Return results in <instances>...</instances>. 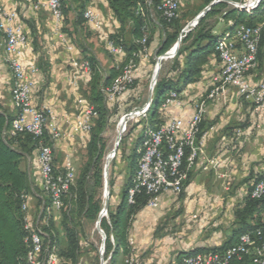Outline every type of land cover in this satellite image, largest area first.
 <instances>
[{
	"label": "crops",
	"instance_id": "crops-1",
	"mask_svg": "<svg viewBox=\"0 0 264 264\" xmlns=\"http://www.w3.org/2000/svg\"><path fill=\"white\" fill-rule=\"evenodd\" d=\"M37 2L0 0V7L16 12L17 22L23 27L27 46L20 55V61L39 69V73L33 76V104L51 110L58 129L64 134L63 139L52 143L55 166L62 169L66 156H70L77 175V172L81 173L80 155L90 141V135L73 133L78 114L77 98L90 102L96 83L104 79L110 70L122 69L128 60L127 53H108L107 36L123 34L128 43L135 41L130 34L131 25H122L117 20L107 0H89L87 4V9L99 15L100 30H95L87 22L82 28L76 27V16L71 13L63 22L64 40L56 35L50 11L36 8ZM179 4V24L184 25L206 7V0H179ZM229 26L225 23L223 30H213V33L220 36L231 30ZM165 35V28L153 13L148 23L149 51L146 56H138L135 80L142 81L150 70L151 60L158 57L157 52ZM242 51L237 45L236 52ZM5 58L3 35L0 33V112L15 117L16 110L11 99L13 76ZM86 58L93 60L96 72L80 73L76 79L77 87H74L73 62ZM221 71L222 63L213 51L198 79L179 93L182 107L170 108L166 118L176 115L184 122L190 120L192 102L207 96L213 87V79ZM248 80L251 83L264 80V38L258 67L248 74ZM201 129L205 136L203 157L205 161L216 160L218 165L213 167L204 161L207 169H193L189 183L179 197L164 193L160 196L158 208L145 207L135 217L129 240L132 241L133 255L141 264H180L181 258L188 252L222 247L233 235L236 211L242 209L248 193L264 174V109L256 110L251 102L238 94L236 88L230 87L224 96L207 101ZM33 146L24 136L16 143L20 150H29L24 153L20 168L32 185V192L27 198L30 221L35 220L43 206H48L37 162L38 152ZM127 179L126 170L123 182L114 188L113 209L121 201ZM59 212L52 211L49 216L50 219L53 217L55 227L62 224ZM258 218L264 223V210ZM250 223L253 224V221ZM209 226L215 229L211 230Z\"/></svg>",
	"mask_w": 264,
	"mask_h": 264
},
{
	"label": "built area",
	"instance_id": "built-area-1",
	"mask_svg": "<svg viewBox=\"0 0 264 264\" xmlns=\"http://www.w3.org/2000/svg\"><path fill=\"white\" fill-rule=\"evenodd\" d=\"M226 3L230 8L249 15L262 7L264 11V0H233ZM147 5H151L150 0L147 1ZM36 8L50 11L56 35L64 40L60 0H38ZM156 10L168 22L176 20L180 17L179 0H162ZM84 18L95 30L101 29L99 15L92 10L87 9ZM0 33L3 35L5 60L13 76L11 99L16 115L11 123L10 134L30 135L35 140L43 190L49 200V205L43 206L34 221H30L28 216L26 218L25 230L29 233L31 247L28 260L31 264H60L56 248L50 250L46 247L43 227L47 226L52 211H62L65 208L64 199L75 185L76 169L70 156H66L62 169H57L55 166L52 143L63 139L64 134L58 129L51 110L38 108L32 102L33 76L39 73V69L33 65H24L20 61V55L27 46V39L23 27L17 22L16 12L0 7ZM263 36L264 19L256 26L241 24L218 36L214 51L222 63V71L213 79V87L207 96L192 102L191 119L184 122L180 117L170 115L161 127L145 126L138 150L140 156L137 169L128 189L129 203H134L137 195L145 194L149 197L147 207L156 209L162 194L171 193L175 197L182 194L184 184L193 169H201V167L207 169L203 157L205 136L203 134L199 137V133L208 100L224 96L230 87H234L241 97L253 104L256 110L264 109V80L258 83H251L248 80V74L258 67V49ZM147 39L148 35H144L140 42L143 47L141 55L145 56L149 51L146 47ZM105 40L109 54H124L123 48L109 40L108 36ZM237 45L241 46L243 50L241 53L236 52ZM176 54L169 58L174 59ZM72 67V84L77 87L78 75L90 74L91 67L87 60H76ZM137 67L135 59H129L120 75L109 87L102 90L108 104L127 92L134 84ZM76 103L78 114L73 133L89 136L98 117L97 113L94 107L81 97L77 98ZM182 105L179 94L171 91L162 108L168 111L172 107L180 108ZM149 108L146 103L140 110L139 116L145 117ZM115 155L108 156L114 158ZM205 162L213 167L218 165L216 160ZM251 198L264 200V174L253 186ZM23 210H28L27 202L23 205ZM100 213L102 220H106L110 225L108 211H103L102 207ZM100 236L102 242L100 264H110L111 255L105 257V244L101 234ZM110 241L114 244L112 236ZM129 244L132 247L131 240ZM133 254L132 249L131 254L124 257L123 264H141ZM180 264H264V224L241 234L237 241L225 250L186 254L181 258Z\"/></svg>",
	"mask_w": 264,
	"mask_h": 264
},
{
	"label": "trees",
	"instance_id": "trees-1",
	"mask_svg": "<svg viewBox=\"0 0 264 264\" xmlns=\"http://www.w3.org/2000/svg\"><path fill=\"white\" fill-rule=\"evenodd\" d=\"M107 1L111 12L117 20L122 25H131L130 34L135 41L134 43H128L123 34L108 36L109 40L123 48L124 53L128 54V60L134 58L136 63L138 62V56L142 54L143 49L140 42L144 35H148V23L153 13H155L158 22L166 31L165 38L160 45L162 47L157 52L158 56H162L168 52L181 34L183 26L179 24L180 17L168 22L157 12L156 8L160 4V0H150V6L147 5L148 0ZM213 1L215 0H206V7ZM60 2L63 12V22L69 14L74 13L76 16V27L82 28L86 23L84 13L87 10L89 0H60ZM217 17L226 24L231 22L229 29L241 24L256 26L263 21L264 11L257 10L249 15L230 8L226 2L217 3L200 20L195 28L184 35L171 67L167 71H163V66L161 67L153 90V101L144 119L142 133L131 153L126 156L128 179L125 181L121 201L114 209L111 207V202L109 204L110 225L106 220H101L100 226L106 235L105 256L111 255V264H116V260L119 257L124 258L131 254L132 247L129 244L130 228L135 217L148 204L149 197L145 194L137 195L134 203H129L128 201V189L137 169L140 156L138 150L143 138L144 128L146 125L154 128L161 127L166 121L167 111L162 108V105L167 95L171 91L179 94L183 88L198 79L202 68L208 62L209 55L214 51L218 39V36L213 33V29L209 24L211 19ZM263 38L264 36L258 49V62ZM150 42L148 38L146 42L148 49ZM173 54L168 55L172 56ZM85 60L90 64L91 73L96 72L93 60L90 58H86ZM122 69L114 68L110 70L109 74L104 79H101V81H98L92 89L89 103L94 107L98 116L90 134L89 152L92 155V161L89 168L77 181V184L71 188L67 198L64 199L66 208L62 210L64 212L62 227L66 237V247L61 252H59L58 238L54 231L52 220L48 218L47 226L43 227L46 236V247L50 250L56 248L58 257H64L74 263L77 262L81 252L79 229L82 222L97 221L102 209V201L98 196V191L101 190L103 184L101 164L104 153L102 148H100L98 134L109 123L111 117L116 114L110 110L102 90L112 84L115 78L120 75ZM13 119L14 117H11L6 112H0V264H31L28 260L31 250L29 233L25 230L28 211L23 210V205L27 202V198L32 192V185L27 174L20 168L24 153H28L29 150H20L16 147V143L20 141L21 136H24L28 142L34 145L33 148H36L37 144L30 135L12 136L10 134ZM95 127L98 134L91 136ZM203 134L204 131L200 125L199 137ZM190 174L191 172L184 184V188L189 183ZM114 186L115 179L113 177L109 181V195L111 197L114 192ZM251 191L245 198L242 209L237 210L235 213V228L229 241L219 248L209 250L197 249L187 254L225 250L233 245L241 234L252 231L264 224L258 218V214L264 210V200L252 199ZM251 220L253 224L250 223ZM110 236L113 237L114 244L110 241Z\"/></svg>",
	"mask_w": 264,
	"mask_h": 264
},
{
	"label": "rangeland",
	"instance_id": "rangeland-1",
	"mask_svg": "<svg viewBox=\"0 0 264 264\" xmlns=\"http://www.w3.org/2000/svg\"><path fill=\"white\" fill-rule=\"evenodd\" d=\"M260 10H263V7ZM197 15L198 14H196V16ZM194 19L195 18H193L184 25L182 24L183 25L182 30ZM221 21L222 20L217 17L211 19L209 21V24L214 31L218 32L223 30V28L225 27V23ZM185 33H183L182 36ZM172 61L173 59L162 61L161 67L163 66V71H167L171 67ZM156 63H157V58L151 60V68L150 70H148L143 80L142 81L135 80V84L133 87H130L127 92L118 96L113 102L109 104V108L112 111V113L114 112L116 113L115 116L111 117L109 123L106 124L105 127H103L102 131L99 132V134L95 127L91 135L93 136L94 134L95 135L98 134V138L100 140V148H102L104 153L101 164L103 173H104V167L107 162V157L109 154L112 155L111 152L114 149L117 143V139L120 135L121 140L117 148V153L114 158L113 156H111L108 159V163H109L108 183L110 181V178L114 177L116 187L124 180L125 172H126V156L131 153L136 141L140 137L145 119L144 116H136V117L129 116L128 118L125 119V124L124 127L122 128L121 118L124 115L129 114L131 112L140 111L146 105L149 97L151 80L154 74ZM90 142H91V137H90V141L87 143V149L84 151L83 154L80 155L81 173L77 172L75 185L77 184V181L80 179L82 174L89 168L91 164L92 155L89 152ZM102 178H103V184L101 190L98 191V196L102 201V207H103L105 192H104V177ZM108 194H109V190H108ZM113 196H114V192L112 197L109 195V204L110 202L112 204ZM63 213H64L63 211L59 212L61 221L63 218ZM50 220H53L52 216ZM210 227L211 226H209V228ZM212 229L215 228L213 227ZM54 231L57 234L58 248H59V252H61L66 247V237L62 224L59 227L54 226ZM79 237L81 242V252L78 256L77 262L74 263L60 256L59 257L60 264H100V260H101L100 246L102 242H101V236L98 230L96 229V221L95 222L83 221L79 229ZM123 260L124 258L119 257L116 260L117 261L116 264H123Z\"/></svg>",
	"mask_w": 264,
	"mask_h": 264
},
{
	"label": "water",
	"instance_id": "water-1",
	"mask_svg": "<svg viewBox=\"0 0 264 264\" xmlns=\"http://www.w3.org/2000/svg\"><path fill=\"white\" fill-rule=\"evenodd\" d=\"M220 2H227L225 0H215L213 1L212 3H210L207 7H205L196 17L195 19L190 22L182 31H181V34L180 36L178 37L176 43L173 45V47L168 51L166 52L164 55L162 56H158L157 57V63H156V66H155V69H154V74H153V77H152V80H151V85H150V91H149V97H148V101H147V105L148 107L151 106L152 104V96H153V90H154V87L156 85V82H157V79H158V75H159V72H160V69H161V64H162V61L163 59H167L169 58L170 56L168 55L170 53V51L175 48V54L177 53L179 47H180V44L182 42V39L183 37L181 36L183 33L187 34L189 33L193 28H195L198 23L200 22V20L210 11V9L216 5L217 3H220ZM184 34V35H185ZM140 115V111L138 112H131L129 114H126L124 115L122 118H121V122H124L126 118H128L129 116H132V117H136V116H139ZM121 138H120V135L117 139V143L114 147V149L112 150V154H116L117 153V148H118V145H119V142H120ZM110 158V156L107 157V162H106V165L104 167V173H103V177H104V204H103V211H108L109 209V194H108V190H109V183H108V159ZM101 220H102V214L100 213L99 214V217H98V220L96 221V229L100 232V234L102 235L103 237V243L105 244V241H106V235L105 233L102 231L101 229Z\"/></svg>",
	"mask_w": 264,
	"mask_h": 264
},
{
	"label": "bare ground",
	"instance_id": "bare-ground-1",
	"mask_svg": "<svg viewBox=\"0 0 264 264\" xmlns=\"http://www.w3.org/2000/svg\"><path fill=\"white\" fill-rule=\"evenodd\" d=\"M173 53H175V48H173V49L170 51L169 54H173ZM170 57H171V56H170ZM170 59H171V58H170ZM124 124H125V121L122 122V124H121L122 128L124 127Z\"/></svg>",
	"mask_w": 264,
	"mask_h": 264
}]
</instances>
